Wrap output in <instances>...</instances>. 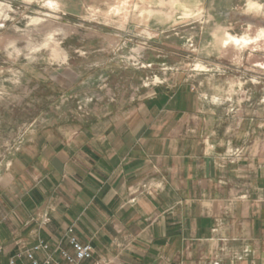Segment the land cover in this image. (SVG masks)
I'll return each mask as SVG.
<instances>
[{
  "label": "crops",
  "instance_id": "0c3cea01",
  "mask_svg": "<svg viewBox=\"0 0 264 264\" xmlns=\"http://www.w3.org/2000/svg\"><path fill=\"white\" fill-rule=\"evenodd\" d=\"M220 111L180 88L36 133L0 168V241L71 249L73 227L88 264H264L263 119Z\"/></svg>",
  "mask_w": 264,
  "mask_h": 264
},
{
  "label": "rangeland",
  "instance_id": "374dc122",
  "mask_svg": "<svg viewBox=\"0 0 264 264\" xmlns=\"http://www.w3.org/2000/svg\"><path fill=\"white\" fill-rule=\"evenodd\" d=\"M180 88L264 123V0H0V168L36 133Z\"/></svg>",
  "mask_w": 264,
  "mask_h": 264
},
{
  "label": "built area",
  "instance_id": "2783aa9c",
  "mask_svg": "<svg viewBox=\"0 0 264 264\" xmlns=\"http://www.w3.org/2000/svg\"><path fill=\"white\" fill-rule=\"evenodd\" d=\"M66 234L71 249L60 243L50 249L42 239L31 245H22L18 240L0 243V264H88L93 257L94 246L81 242L73 227H69ZM94 264L105 263L96 261Z\"/></svg>",
  "mask_w": 264,
  "mask_h": 264
},
{
  "label": "bare ground",
  "instance_id": "6f19581e",
  "mask_svg": "<svg viewBox=\"0 0 264 264\" xmlns=\"http://www.w3.org/2000/svg\"><path fill=\"white\" fill-rule=\"evenodd\" d=\"M230 40L235 42L236 44L243 45L246 41L243 38L236 37V36H229Z\"/></svg>",
  "mask_w": 264,
  "mask_h": 264
}]
</instances>
